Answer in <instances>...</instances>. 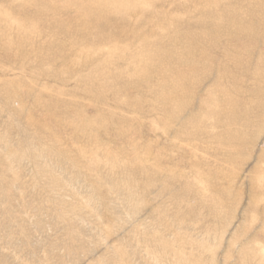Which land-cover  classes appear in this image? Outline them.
Listing matches in <instances>:
<instances>
[{
	"label": "rangeland",
	"instance_id": "rangeland-1",
	"mask_svg": "<svg viewBox=\"0 0 264 264\" xmlns=\"http://www.w3.org/2000/svg\"><path fill=\"white\" fill-rule=\"evenodd\" d=\"M0 264H264V0H0Z\"/></svg>",
	"mask_w": 264,
	"mask_h": 264
},
{
	"label": "bare ground",
	"instance_id": "bare-ground-1",
	"mask_svg": "<svg viewBox=\"0 0 264 264\" xmlns=\"http://www.w3.org/2000/svg\"><path fill=\"white\" fill-rule=\"evenodd\" d=\"M227 20V19H226ZM224 22H225V20H224ZM226 24H227V22H226ZM247 26V25H246ZM257 38V37H256ZM202 63H204V62H202ZM149 73V72H148ZM148 73H147V76H148ZM145 76H146V73H145ZM151 76V75H150ZM186 77V76H185ZM257 79V78H256ZM233 109V108H232Z\"/></svg>",
	"mask_w": 264,
	"mask_h": 264
}]
</instances>
